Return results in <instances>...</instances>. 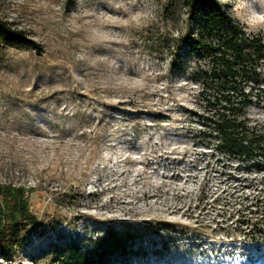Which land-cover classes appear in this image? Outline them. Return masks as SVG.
<instances>
[{"label": "rangeland", "instance_id": "374dc122", "mask_svg": "<svg viewBox=\"0 0 264 264\" xmlns=\"http://www.w3.org/2000/svg\"><path fill=\"white\" fill-rule=\"evenodd\" d=\"M216 1L264 38V0ZM0 18L35 42L0 40V204L38 217L0 264L116 234L104 264H264V59L235 75L263 136L241 161L206 144L190 77L210 63L174 42L199 31L185 0H0Z\"/></svg>", "mask_w": 264, "mask_h": 264}, {"label": "trees", "instance_id": "16d2710c", "mask_svg": "<svg viewBox=\"0 0 264 264\" xmlns=\"http://www.w3.org/2000/svg\"><path fill=\"white\" fill-rule=\"evenodd\" d=\"M185 5L202 14L199 31H196L197 26L195 31L176 37L174 42L178 53H182L179 51L185 45L188 53H200L210 63L209 68L199 66L193 70L190 77L202 86L199 100L203 110L198 120L207 131L203 134H210L206 144L226 146L230 156L252 161L255 148L249 149V146L260 144L263 136H250L245 131L248 129L245 121L239 119L250 95L235 75L243 71L256 79L259 74L257 64L264 59V38L247 35L216 0H185ZM0 40L27 46L35 43L25 30L13 27L1 18ZM176 61H181L179 54ZM262 153L264 155V148ZM37 221V215L20 202L7 207L0 204V252L4 253L8 247L22 246L27 241L23 231ZM103 240H98L95 250L82 248L76 242L58 247L50 264H104L118 249L126 247V240L120 234L106 244Z\"/></svg>", "mask_w": 264, "mask_h": 264}, {"label": "snow or ice", "instance_id": "6c2138e0", "mask_svg": "<svg viewBox=\"0 0 264 264\" xmlns=\"http://www.w3.org/2000/svg\"><path fill=\"white\" fill-rule=\"evenodd\" d=\"M262 20H264V17H261Z\"/></svg>", "mask_w": 264, "mask_h": 264}]
</instances>
